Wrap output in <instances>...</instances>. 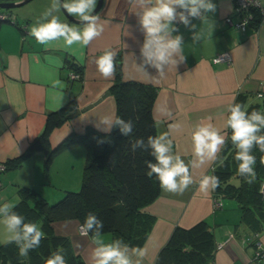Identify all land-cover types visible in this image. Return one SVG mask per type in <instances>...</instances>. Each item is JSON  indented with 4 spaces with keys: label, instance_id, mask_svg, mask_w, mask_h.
Instances as JSON below:
<instances>
[{
    "label": "crops",
    "instance_id": "1",
    "mask_svg": "<svg viewBox=\"0 0 264 264\" xmlns=\"http://www.w3.org/2000/svg\"><path fill=\"white\" fill-rule=\"evenodd\" d=\"M51 2L31 0L16 10L0 8L16 16V24L0 21V164L6 165L7 160L25 153L30 141L42 132L46 114L72 97L75 110L80 112L52 131L50 146H55L72 131L83 133L86 126L105 133L102 129L106 126L100 118L115 115V99L108 90L114 78L101 77L93 61L106 47L116 50L121 58L123 79L157 88L152 107L156 134L169 132L173 152L185 163L193 159L190 132L196 123L210 119L217 127H222L226 106L237 103V99L247 109L264 113V20L258 24L248 23L244 31L226 22V16L232 21L239 19L233 0H213L216 12L209 13L208 20H192L197 29L206 33L198 43L192 42L188 28L178 25L187 58L176 68L167 70L163 78L158 77L153 68H147L149 75L136 69V64L141 63L144 35L127 0H103L97 13L107 21L104 33L87 47L74 45L71 50H64L56 42L47 46L38 44L29 34L31 26ZM56 15L64 23L79 26L69 21L62 11ZM22 24L28 32H23ZM209 24L213 25L210 36L207 35ZM221 52L229 53L230 63L212 61ZM75 67L81 69V77L71 79L69 72ZM55 79L62 81V89L52 88L51 82ZM90 104L93 105L89 107ZM170 125L180 127L170 128ZM227 131L230 136L231 130ZM77 145L85 144H73L55 156L48 171L50 182L63 190L80 186L78 162H82V148H76ZM85 149L87 151L86 146ZM44 157L42 151L25 153L20 166L0 170V204L17 203L21 198L20 186L37 188L48 201L46 193L38 187L46 180ZM212 166L215 162L190 169L194 180L198 181L202 173L211 174ZM216 198L221 199L218 207L214 206ZM141 210L154 219L140 247L146 252L142 264H154L158 251L176 226L187 228L200 220L208 222L214 236L215 256L210 264H260L253 259V254L264 239V210L245 213L235 198L216 196L215 191L206 195L199 190L198 183L190 185L183 195L160 188L159 195ZM36 223L41 226V219ZM79 225L76 218L57 219L50 223V229L67 236L73 252L88 264L94 245L91 234L80 235ZM102 235L106 242L114 240L111 232H102ZM5 236L4 226L0 224V244Z\"/></svg>",
    "mask_w": 264,
    "mask_h": 264
},
{
    "label": "trees",
    "instance_id": "2",
    "mask_svg": "<svg viewBox=\"0 0 264 264\" xmlns=\"http://www.w3.org/2000/svg\"><path fill=\"white\" fill-rule=\"evenodd\" d=\"M250 11L252 18L249 23L258 24L264 18L257 7H252ZM115 63L116 74L108 90L115 99V116L133 121L132 136L124 137L117 126L105 133L86 126L83 133L72 131L55 146H50L52 131L71 118L75 100L72 97L66 104L48 112L42 132L30 141L25 153L44 152L43 176L47 178L55 156L73 144H85L87 155L81 185L77 190H63L62 196L53 203L43 198L34 187L20 186L21 198L14 211L22 215L25 222L36 223L41 219L46 236L38 248L29 250L27 258L19 256L14 243L0 244V264H44L58 245L65 249L67 264H86L82 257L73 252L68 237L55 234L50 229V223L57 219L76 218L82 225L89 212L95 213L103 221L102 232H111L114 239L122 238L133 247L143 245L154 219L141 208L159 195L160 185L155 175L151 178L146 175L148 169L145 161L155 162L148 153L150 149L138 147L133 152L130 141L144 138L147 144L148 136L157 135L152 113L157 88L136 80L123 79L119 55ZM74 70L81 74L79 67ZM247 111L251 113L253 110L248 108ZM97 140L106 142L98 144ZM25 153L7 160L5 167L20 166ZM252 154L257 157V180L252 185L236 174L237 164L233 158L235 149L230 139L219 154L224 159L223 166L217 160L211 171L221 182V186L215 190L216 196L235 198L245 213L249 210H264V195L260 190L264 181V165L260 164V157L264 154L257 148L253 149ZM214 256L213 232L206 220H200L187 228L176 226L158 251L154 264H210Z\"/></svg>",
    "mask_w": 264,
    "mask_h": 264
},
{
    "label": "clouds",
    "instance_id": "3",
    "mask_svg": "<svg viewBox=\"0 0 264 264\" xmlns=\"http://www.w3.org/2000/svg\"><path fill=\"white\" fill-rule=\"evenodd\" d=\"M127 2L133 8L144 35L140 47L141 63L136 64V69L144 75H149L147 68H153L161 78L165 76L167 70L176 68L187 58L183 53L184 38L179 32L178 25L182 24L188 28L192 34V42L198 43L206 33L203 29H197L192 20H208V14H214L217 7L213 0H127ZM96 6L97 0H52L36 24L31 26L29 34L38 44L46 46L56 42L64 50H71L74 45L87 47L104 33L107 24L98 13L93 14ZM257 6H260L258 2ZM61 9L67 15L76 17L79 26L62 22L56 15ZM243 24L246 25L247 21L244 20ZM212 27L213 25L209 24L208 36L211 35ZM116 56V50L106 47L94 59L96 71L104 79L115 77ZM51 86L54 89H62L63 83L55 79ZM225 113L222 127H217L210 119L202 120L192 127L190 138L193 159L188 163L173 152V140L169 132L148 136L147 144L144 138H136L130 141L131 150L135 152L138 147L150 149L148 153L154 157L155 162L145 161L148 169L146 175L149 178L155 175L163 191L183 195L190 185L198 183L199 190L209 195L221 186L219 177L202 173L197 181L194 180L190 169L203 168L217 160L219 165L223 166L224 159L219 157V153L230 139L235 149L233 158L237 164L236 174L243 178L245 183L252 185L257 180L255 171L257 157L252 154L253 149L257 148L264 154V113L257 110L249 113L246 105L236 102L229 103ZM100 122L106 126L102 129L105 132L117 126L124 137L133 134L132 120L126 121L114 114H108L102 116ZM179 127L180 125H170V128ZM228 129L231 130L230 136ZM105 142L97 140L98 144ZM260 164L264 165V155L260 157ZM261 192L264 194V188ZM15 207V202L0 204V224L4 226L6 233L3 243L5 245L14 243L19 250V256L27 258L29 250L38 248L46 234L37 223L25 222V218L14 211ZM103 227V221L92 212L86 215L85 222L79 226L80 235L87 237L91 233L90 239L94 245L88 256V264H142L146 255L143 248L130 246L122 238L106 242L101 231ZM259 247L264 248V239L261 240ZM44 264H67L65 249L58 245L45 259Z\"/></svg>",
    "mask_w": 264,
    "mask_h": 264
},
{
    "label": "built area",
    "instance_id": "4",
    "mask_svg": "<svg viewBox=\"0 0 264 264\" xmlns=\"http://www.w3.org/2000/svg\"><path fill=\"white\" fill-rule=\"evenodd\" d=\"M234 1V11L239 15V19L232 21V18L229 16L225 17V21L228 23H233L235 24L237 27H239L242 31H244L247 27V24L250 22L252 15H251V11L250 9L252 7H257L262 16H264V1L262 0H233ZM257 2L259 3L260 6H257ZM10 21L11 23L16 24V16L15 14H10L8 11H0V21ZM246 20L247 24L244 25L243 21ZM262 20H264V18H262ZM21 29L23 30V32H28L26 25L22 24L20 25ZM213 62H225V63H230L231 58L228 52H221L219 54H217L216 56H214L212 58ZM69 77L71 79H78L81 77V74L79 72H77L76 70H71L69 72ZM5 169V165L4 164H0V170ZM264 188V181H262L261 186H260V190ZM264 195V194H262ZM221 205V199L220 198H216L214 200V206L218 207ZM80 226V225H79ZM260 245V242L258 243ZM253 259L264 264V248L261 247H257L256 250L254 251L253 254ZM249 264V263H246Z\"/></svg>",
    "mask_w": 264,
    "mask_h": 264
},
{
    "label": "rangeland",
    "instance_id": "5",
    "mask_svg": "<svg viewBox=\"0 0 264 264\" xmlns=\"http://www.w3.org/2000/svg\"><path fill=\"white\" fill-rule=\"evenodd\" d=\"M30 1H28V2H30ZM27 3H24L23 5H20L18 7H13V8H11V10H16L17 8H20V7L24 6ZM77 146L78 147H76V148H82V155H81V161L82 162H80V163L78 162V168L80 169V172L79 173H80V177L82 179L83 166H84V163H85L87 151L85 149V145H77ZM59 161H60V159H59ZM48 175H49V173H48ZM79 184L81 185V180H79ZM79 184L77 183L76 185H79ZM38 187L41 188V190H43L46 193L49 203H53V202L57 201L62 196V194H63V188L60 185H56L55 183H51L50 182V176H47V178L45 180V183L43 182L42 184H39ZM35 189L37 191H39L37 188H35ZM77 189H79V188L72 189V190H77ZM39 193L41 194L40 191H39Z\"/></svg>",
    "mask_w": 264,
    "mask_h": 264
},
{
    "label": "water",
    "instance_id": "6",
    "mask_svg": "<svg viewBox=\"0 0 264 264\" xmlns=\"http://www.w3.org/2000/svg\"><path fill=\"white\" fill-rule=\"evenodd\" d=\"M28 1H30V0H0V8H13V7H18L20 5H23L24 3H27ZM102 3H103V0H97V6H96L95 11H94L93 14H96L98 12V10L100 9ZM61 11H62V13L64 14V16L69 21H73L75 23H79L77 21V18L76 17L67 15V13H65L62 9H61ZM92 105L93 104H90L89 107L92 106ZM79 112H80V110L79 109H76L74 112H72L70 114V116H73V115H75V114H77Z\"/></svg>",
    "mask_w": 264,
    "mask_h": 264
},
{
    "label": "bare ground",
    "instance_id": "7",
    "mask_svg": "<svg viewBox=\"0 0 264 264\" xmlns=\"http://www.w3.org/2000/svg\"><path fill=\"white\" fill-rule=\"evenodd\" d=\"M260 264H262V263H260Z\"/></svg>",
    "mask_w": 264,
    "mask_h": 264
}]
</instances>
